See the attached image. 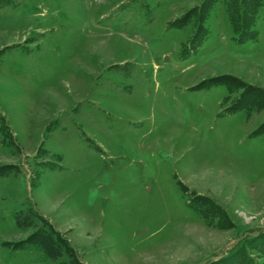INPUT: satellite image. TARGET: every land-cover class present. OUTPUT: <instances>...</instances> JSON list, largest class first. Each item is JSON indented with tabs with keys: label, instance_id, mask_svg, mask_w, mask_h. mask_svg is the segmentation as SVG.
I'll list each match as a JSON object with an SVG mask.
<instances>
[{
	"label": "rangeland",
	"instance_id": "obj_1",
	"mask_svg": "<svg viewBox=\"0 0 264 264\" xmlns=\"http://www.w3.org/2000/svg\"><path fill=\"white\" fill-rule=\"evenodd\" d=\"M203 1L0 0V264H207L264 234V6L238 43L219 0L185 56ZM49 229L72 252L28 243Z\"/></svg>",
	"mask_w": 264,
	"mask_h": 264
},
{
	"label": "trees",
	"instance_id": "obj_2",
	"mask_svg": "<svg viewBox=\"0 0 264 264\" xmlns=\"http://www.w3.org/2000/svg\"><path fill=\"white\" fill-rule=\"evenodd\" d=\"M218 1L219 0H204L202 5L198 9L192 10L190 13H187V15L180 21L174 23V25L178 27H183L189 20L190 15L196 12V30L190 42L183 46V55H188L192 49L196 48V46L201 43L202 38L207 33L206 29L203 27V23L206 20L211 7ZM262 6H264V0H226L228 21L232 27L233 33L238 43H244L246 41L255 39L256 34L253 31V28L258 17L259 9ZM216 84H224L230 90L233 86H231L223 79H213L204 83L201 88H203L204 86L210 87ZM247 98L252 99L253 97H250V94L248 93L242 95L240 98H238V100H236L230 111L234 113L239 110L250 109L251 105L246 104V102L249 100ZM4 174L6 173L0 170V176ZM199 212L203 215V217H205V219L207 218L208 212ZM58 240V235H56L54 232H51V229H49L48 232L45 233H42L41 231L38 234H33L28 239V243L38 245L48 258L57 259L62 255L63 252V249L61 250L60 246L57 243ZM59 241L65 245V252H72L71 249L68 248V246H66V244L61 239ZM233 249L234 250L231 251L230 255L226 258L220 259L215 263L207 264H253L248 258V251L246 250H255L258 253H264V234L247 237L243 242L239 243L237 246H234ZM74 264L81 263L78 260H75Z\"/></svg>",
	"mask_w": 264,
	"mask_h": 264
}]
</instances>
